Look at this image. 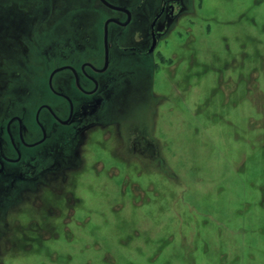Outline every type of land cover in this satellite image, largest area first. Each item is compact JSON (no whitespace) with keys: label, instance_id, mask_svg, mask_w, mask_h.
Here are the masks:
<instances>
[{"label":"rangeland","instance_id":"rangeland-1","mask_svg":"<svg viewBox=\"0 0 264 264\" xmlns=\"http://www.w3.org/2000/svg\"><path fill=\"white\" fill-rule=\"evenodd\" d=\"M54 7L60 33L85 16ZM186 10L150 58L153 95L131 89L70 168L0 205V264H264V0Z\"/></svg>","mask_w":264,"mask_h":264},{"label":"flooded vegetation","instance_id":"flooded-vegetation-1","mask_svg":"<svg viewBox=\"0 0 264 264\" xmlns=\"http://www.w3.org/2000/svg\"><path fill=\"white\" fill-rule=\"evenodd\" d=\"M56 1L10 0L0 7V205L5 208L13 196L34 189L37 194L47 175H62L77 153V137L101 119L122 114L119 104L131 89L142 94L159 40L177 17L190 13V0H78L85 16L64 11L67 22L60 33ZM2 61L9 62L6 70ZM142 106L148 119L147 104Z\"/></svg>","mask_w":264,"mask_h":264},{"label":"crops","instance_id":"crops-1","mask_svg":"<svg viewBox=\"0 0 264 264\" xmlns=\"http://www.w3.org/2000/svg\"><path fill=\"white\" fill-rule=\"evenodd\" d=\"M146 77V76H145ZM150 78V76L148 75L147 76V78L146 79H144V80H142L143 81V83H142V81H141V84H142V87H144L145 89L144 90H142V94H144V93H146L145 95H147V93L148 92H150V94L151 95H153V91H152V89H151V87H152V82L150 81V80H148ZM150 81V82H149ZM149 84H150V87H149ZM147 90H148V92H147ZM144 98H146L147 99V96H144ZM118 115V114H117ZM122 114H120L119 116H121ZM153 117H154V115H153ZM153 117H152V119H150V123H152V124H150V125H153ZM142 118V117H141ZM112 123L114 124L115 123V120L114 121H112ZM118 123V122H117ZM119 124V123H118ZM147 124H145L144 126H146ZM147 127V126H146ZM148 128V127H147ZM136 129H137V127H136ZM137 130H135L134 129V132H136ZM153 132V131H152Z\"/></svg>","mask_w":264,"mask_h":264},{"label":"water","instance_id":"water-1","mask_svg":"<svg viewBox=\"0 0 264 264\" xmlns=\"http://www.w3.org/2000/svg\"><path fill=\"white\" fill-rule=\"evenodd\" d=\"M110 21H107L106 23H105V29H104V43H105V57H106V59H105V67H106V64H107V57H108V52H106L107 51V41H106V39L105 38H107V31H106V26L108 25V23H109Z\"/></svg>","mask_w":264,"mask_h":264}]
</instances>
